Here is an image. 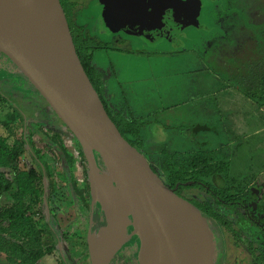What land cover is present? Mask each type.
<instances>
[{
    "label": "rangeland",
    "instance_id": "obj_1",
    "mask_svg": "<svg viewBox=\"0 0 264 264\" xmlns=\"http://www.w3.org/2000/svg\"><path fill=\"white\" fill-rule=\"evenodd\" d=\"M90 2L89 7L81 5L82 7L76 9L74 22L83 28V32L98 38L99 30L95 17L99 6L97 0H90ZM91 15L92 18H90ZM79 16L83 17L78 20ZM198 21L199 27L187 26L182 29L177 39L178 45L166 38H160L154 43L155 45L146 47L149 59H144L141 64L145 67V74L150 80L148 84L156 88V98L162 106L164 105L165 112L172 110L181 113L187 107L192 108L195 123L212 128L208 131L200 127L194 136L195 141L200 139L207 145L208 140H211L212 144L207 146L204 144L201 148L220 149H212L208 154L202 151L201 158L207 157V162L211 158L217 160H220L218 158H231V163H224L225 170L228 169L225 174L230 178L241 180V184L238 185L239 192L245 208L251 209V220L234 215L232 209L228 210L218 206V209H223L230 214V216H224V220L231 226V229L226 231L222 226H215L217 230H214L208 218L204 215L199 216L198 252L205 264H242L240 257L242 253H245V247L248 246L246 240L252 239V243H258V246L264 247V233L261 230H264V202L260 199L264 197V176L259 177L256 173L264 166V107L260 109L255 104L252 106L251 101L245 97L244 100L247 103L238 102L237 97L231 96L233 91L226 89L222 84L236 88V85L244 86L254 83L258 76L264 74V0H202ZM110 31H112L111 35L114 34L117 38L108 40L106 44L114 48L130 51L132 49L129 42L135 44L134 39H139L137 36L118 29ZM127 36L128 38L131 36V41H126ZM103 38L105 37L102 36ZM109 55L107 52L104 53V56L111 58L112 56ZM108 57L104 59L103 64L111 62L114 66L127 65L123 60L119 62V59L113 60ZM9 62V57L0 50V95L17 110L26 132L38 135L47 143L48 138L41 129L55 132L59 135V142L67 148L69 154L76 153L73 138L46 98L24 74L9 72ZM194 66L196 68L204 66L207 70L204 74L209 72L214 76L213 82L206 80L208 78L206 75L202 77L204 84L209 82L212 87L210 89H217V91L226 89L222 92L225 96L221 100V110L223 108L239 109L242 115L241 121L233 115L226 121L219 120L214 114L209 119L201 118L202 105L212 107L215 112L219 106L213 107L210 103L207 106V102L215 101L213 93L193 98L196 92L193 89L192 80H188L192 76L188 68ZM220 81L222 84L219 83ZM197 85L200 86V83ZM159 87L162 91L158 90ZM106 106L118 122L132 124L131 121L133 122L134 118L124 116L123 112L115 110V107L109 104ZM140 122L143 125L142 119L139 120ZM232 124L233 126L240 125L241 132L232 127ZM181 127L177 128L173 125L168 131V139H171L173 135L182 137L183 134L179 130ZM124 131L165 184L171 185V179L175 177H179L180 182L185 183L194 179L192 173L194 167L197 168L196 176H202V174L198 175L197 171L206 163L194 164V159L190 157V154L197 146L194 147L186 137L183 136L185 139L181 140L182 144L173 140V142L154 146L150 144L152 143L150 138H147L150 135L147 128L144 131H137L136 134L132 127L130 129L125 127ZM50 144L52 148H57L60 158L54 173L56 186L53 195V208L57 211L59 218L56 221L48 207L44 206L41 210L42 219L39 221L41 224H47V231L51 234L56 249L33 264H92L87 237L92 229L91 219H96V211L91 205L92 192L89 186L87 165L81 162L83 169L78 170L75 179L70 177L63 151L51 141ZM100 158L98 167L103 171L110 170L109 164L104 158ZM203 178L209 179L206 175ZM82 182L88 185V190L84 188L79 194L75 184L80 186ZM67 187L70 191L65 189ZM190 191L193 190L185 191V193ZM254 191L255 196L250 198ZM198 192L203 194L201 190ZM3 199L6 203L10 201L9 198ZM66 220L70 221L63 230L61 225ZM252 220H255L258 225L251 222ZM58 226L62 230H58ZM240 242L243 244L239 245ZM136 249L134 243L120 245L109 264H129ZM254 250L257 252L255 248ZM251 259L252 255L247 253L243 264H251ZM0 264H9L6 255L2 252H0Z\"/></svg>",
    "mask_w": 264,
    "mask_h": 264
},
{
    "label": "water",
    "instance_id": "obj_2",
    "mask_svg": "<svg viewBox=\"0 0 264 264\" xmlns=\"http://www.w3.org/2000/svg\"><path fill=\"white\" fill-rule=\"evenodd\" d=\"M28 20L0 0V50L34 84L79 144L89 186L98 170L95 154L109 164L137 230L145 264H205L198 252L199 216L168 187L145 156L119 132L85 73L59 0H20ZM104 32L123 29L150 44L177 41L184 27H199L202 0H100ZM100 264H109L118 244L110 230Z\"/></svg>",
    "mask_w": 264,
    "mask_h": 264
},
{
    "label": "trees",
    "instance_id": "obj_3",
    "mask_svg": "<svg viewBox=\"0 0 264 264\" xmlns=\"http://www.w3.org/2000/svg\"><path fill=\"white\" fill-rule=\"evenodd\" d=\"M68 25L82 67L100 96L106 112L121 135L132 146H135L133 140L126 136L124 130L125 127L128 129L132 127L136 134L142 128L141 122L134 120L131 121L132 124L130 122L121 124L109 112L101 97L99 77L92 66V57L95 51L104 48V44L83 34L80 27L70 24L69 21ZM9 64L10 72L21 73L15 62L10 60ZM238 90L257 107H264V74L258 76L254 83L240 86ZM179 130L193 143L198 126H182ZM41 131L47 136L48 143L32 132L27 133L17 110L0 95V252L6 255L9 264H33L44 256L50 255L56 249V244L47 231V224H41L39 221L42 219L41 210L44 206L48 207L56 221L59 218L57 211L53 208V195L56 186L54 173L60 158L57 148H52L50 141L63 151L70 177L75 179L78 170L83 169L81 162H85L79 144L68 129L67 131L76 144L75 149L77 150L74 154H69L67 148L61 145L58 139L59 135L55 132L46 131L43 128ZM195 146L201 148L202 144L199 143ZM97 156L100 158L99 154ZM193 159L196 164L208 160L205 156L201 158V155L195 156ZM207 170L209 171V168ZM178 178L171 179V186H175L180 181ZM75 185H77L79 194L84 188L88 190V185L83 182L80 186ZM184 187H188V185L179 184L178 186V188ZM65 189L70 191L69 187ZM3 198H9L10 201L6 203ZM198 207V211L200 210L202 213H211L209 203L204 202ZM196 213L198 216H202L199 212ZM204 217L224 224L222 217L217 214L212 213ZM67 221L61 225L63 230L68 226L70 220ZM57 229L62 230L59 229V226Z\"/></svg>",
    "mask_w": 264,
    "mask_h": 264
},
{
    "label": "crops",
    "instance_id": "obj_4",
    "mask_svg": "<svg viewBox=\"0 0 264 264\" xmlns=\"http://www.w3.org/2000/svg\"><path fill=\"white\" fill-rule=\"evenodd\" d=\"M116 38H117L116 36H112L111 38H106V40L108 41L110 39H116ZM120 38L122 40H125L124 37H120ZM105 52L109 53L110 54L109 56L112 57L110 58L108 56H104ZM106 57L113 60L119 59V62L123 60L127 63V65L121 66L120 64L118 66L117 65L114 66L112 65L111 62H108L107 64H103V61L104 59H106ZM147 57L148 56L146 53L140 54L133 50L128 51V50H123L121 48H114L111 47L110 44H106L104 49L95 51L92 57V66L94 68L95 73L99 77V88H100L101 96L107 105L109 104L110 106L115 107V110L123 112L124 116L125 115L130 116L134 118V120L142 119L143 125L141 131H144L145 128L149 130L150 135L147 138H150L152 142L150 144L157 146L159 144H164L166 142L168 143L169 141L173 142V140L178 141V143L182 144L181 140L185 139L183 136L178 137L177 135L175 136L173 135L171 139H168L169 138L168 131L173 125H175L178 128L179 126H190L194 124L196 122L194 121L195 120L194 111L192 108L189 109L188 107L183 109L181 113L172 110H169V112L164 111V105L162 106L160 101L156 98L157 90L155 87L153 88L149 86L148 83L150 80L145 74V67H143L141 64V61L144 62V59L147 60L149 59ZM188 69H190L188 71L192 74L191 78H188V80L189 81L192 80L193 89L196 92L194 93L193 98L199 96L204 97L206 95H210L211 93H213L215 101H213L212 103L207 102V106L209 103L210 106L213 107L217 105L219 106L215 112V110L212 107L209 106L206 107V105H202L203 110L200 112L201 118L209 119L211 118V115L214 114V116H217L219 120L226 121L228 118H230V116L233 115L236 119L241 121L242 115L241 113H239L240 112L239 109L228 110V108H223L221 110V100L225 96V94H223L222 92L227 88L230 91H233L232 92L233 94L231 96L237 97L238 102L247 103L244 100L246 97L244 98L243 94L237 91L240 87L239 85H236L235 88L232 85L231 86L228 84L225 85V83L222 84V82L220 81L219 83L224 85L226 89H218V91L217 89H210L212 87L210 86L209 82L204 84L202 77L203 75H206L208 77L206 80L213 82L214 76L209 72H206L207 74H204L205 71H207L204 66H202V68L200 67L196 68V66H194ZM201 71L203 74L201 73ZM199 83L200 86L197 85ZM158 90L162 91L160 87L158 88ZM226 96L230 97L227 94ZM227 97H226V101H227ZM252 104L254 103L251 101V105ZM257 112L259 113V111ZM257 112L255 114H257ZM196 125L198 126V131L200 130V127H203L208 131L212 130V128H210L209 126L208 127L204 125L201 126L200 124L195 123L194 126ZM233 125L234 124H232V127H235L237 131L241 132L240 125L238 126H233ZM222 133L224 132L222 131ZM193 141L194 142L192 144L195 143V145L199 143L203 144L202 146H204V144L206 145V142H202L200 139L195 141V137ZM208 141L209 142L207 143V145L212 144L211 140ZM211 159H212L211 162H214L216 160L215 158H211ZM218 159H220V161L223 163L232 162L230 157L226 159L225 158H218ZM256 173L258 174L259 177H263L264 166L259 168L258 172Z\"/></svg>",
    "mask_w": 264,
    "mask_h": 264
},
{
    "label": "flooded vegetation",
    "instance_id": "obj_5",
    "mask_svg": "<svg viewBox=\"0 0 264 264\" xmlns=\"http://www.w3.org/2000/svg\"><path fill=\"white\" fill-rule=\"evenodd\" d=\"M59 1H60L62 8H63L64 13H65L66 19L68 17L67 22L69 21L70 24L75 25V26H77L74 22V18H75L74 13L76 14V9H79L80 7H82L81 5H84L87 7H89L91 5L90 0H59ZM97 4L99 6V10H98V13L95 17V21H96V24L98 26L99 34L97 36L98 38H95L93 36H91V37L102 42L104 44V48H105L106 43H107V40L105 41V38H111L112 37V35H111L112 31L104 32L102 30L99 17H100V13H101V9L103 7V4L100 0H97ZM82 17L83 16H81V17L79 16L78 20L81 19ZM90 18H92V15L90 16ZM78 27L81 28L83 34H86L85 32H83V28L81 26H78ZM118 30L127 32L126 30H123V29H118ZM127 33L131 34L129 32H127ZM86 35H88V34H86ZM132 35L137 36L139 38L138 40H136L132 37L134 39L135 44H132L131 42H129L131 49L133 51H136L137 53L145 54L147 51L146 47L155 45V44H150L147 40H145L143 37H141L139 35H136V34H132ZM102 36L105 37V38H103L104 40L102 39ZM113 36H114V34H113ZM130 37L128 38V36H127V40L126 39L125 40L131 41ZM164 38L167 39V37H164ZM170 42H172V41H170ZM177 42L178 41H174L172 43L177 44ZM11 73L18 74L17 72H11ZM192 145L195 147V143ZM211 149L212 148H194L192 153L190 152L191 154L190 153L189 154H190V157H195V155L196 156L201 155L202 151L208 154V153H210ZM213 149L219 150L220 148H213ZM95 158H96V161L98 164L99 158H98L97 154H95ZM211 161H212V159L209 160L208 162H205L206 164H204V166H201L202 168L200 167L199 168L200 170L197 171L198 175L202 174V176H196L195 170L197 168L194 167L192 170L193 171L192 173L194 174L193 175L194 179H191L190 181H188L189 183L179 181V182H177V184L175 186H171V185H167V184L166 185L170 188H174V192L178 196L184 198L193 207V209L195 211L197 210L196 212H199L200 215L205 216V215H211L213 213V214H217V215L221 216L224 224H219L217 222L212 221L211 219H208V220L210 221V224L214 226V228H213L214 230H217V228L215 226H222L224 228V230L227 231V230L231 229V226H229L227 221L224 220V216H230V214L228 212H225L223 209H218V206H220L221 208H224V209H228V210L232 209L234 215L247 217L249 220H251L250 219L251 209L245 208V206L242 203V196H241V193L239 192V187H238V185L241 184V182H240L241 180L239 178L238 179L233 178V177L230 178V176L229 177L226 176V174H225V173H227V170H225L226 166H224L225 164L223 162H221L220 160L216 159L214 162H211ZM207 168H209V171L207 170ZM205 175L208 176L209 179L203 178ZM179 184H187L188 187L178 188ZM189 190H193V191L185 193V191H189ZM198 190L203 191V194H200L201 192H198ZM255 194H256V192L254 191L250 195V198L254 197ZM260 199L262 202H264V197H262ZM202 202L203 203L204 202L209 203V205L211 206L210 207L211 213H209V212L208 213L207 212L202 213L200 210L198 211V209H199L198 206L203 204ZM251 222H254L255 224L258 225V223L255 220H252ZM261 230L264 233V230L263 229H261ZM219 232H220V230H219ZM246 243L248 246H247V248L245 247V249H244L245 253H242L241 257H240V259H242V264L245 261L247 253H250L252 255L251 264H262V263H264V247L258 246L257 245L258 243H256V244L252 243V239L249 241L246 240ZM241 244H243V242L239 243V245H241ZM254 248L257 250V252H255ZM258 249H259V251H258Z\"/></svg>",
    "mask_w": 264,
    "mask_h": 264
},
{
    "label": "bare ground",
    "instance_id": "obj_6",
    "mask_svg": "<svg viewBox=\"0 0 264 264\" xmlns=\"http://www.w3.org/2000/svg\"><path fill=\"white\" fill-rule=\"evenodd\" d=\"M2 2L28 20L32 19L31 10L20 0H2ZM92 183L91 205L93 210L96 211V219H91L92 229L87 237L92 264H100L104 256L109 242L108 222L114 210L117 215L110 234L115 238L118 246L134 243L137 251L129 264H145L142 252L139 249L140 243L136 227L130 214L125 210V203L113 172L110 170L103 171L98 167Z\"/></svg>",
    "mask_w": 264,
    "mask_h": 264
}]
</instances>
